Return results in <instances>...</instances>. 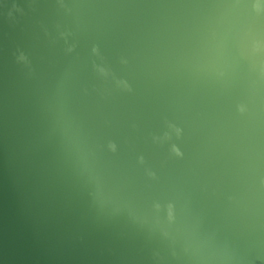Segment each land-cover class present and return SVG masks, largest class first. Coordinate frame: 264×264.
Here are the masks:
<instances>
[{"label": "water", "instance_id": "obj_1", "mask_svg": "<svg viewBox=\"0 0 264 264\" xmlns=\"http://www.w3.org/2000/svg\"><path fill=\"white\" fill-rule=\"evenodd\" d=\"M261 67L264 0H0V264H264Z\"/></svg>", "mask_w": 264, "mask_h": 264}, {"label": "rangeland", "instance_id": "obj_2", "mask_svg": "<svg viewBox=\"0 0 264 264\" xmlns=\"http://www.w3.org/2000/svg\"><path fill=\"white\" fill-rule=\"evenodd\" d=\"M214 65H217V64L215 63ZM259 65L260 64H258L257 66L260 67ZM86 67L89 68L90 66H86ZM260 69L263 70V73H264V69L262 67ZM70 88H71V86L67 87L66 95L69 94ZM238 97H241V96L235 95V97H234L235 98V102L238 103V104H241L242 100H240V98H238ZM73 100L74 99L70 98V96H69V98H64L63 100H61V102H62V105H64L65 103L71 104V103H73ZM78 104H80L79 101H78ZM79 135H81V134L79 133ZM84 135H86V136H96V134H88V133H84ZM191 136L192 135H189L188 138L184 139V153H183L184 156H187L189 154L193 155V153H195V147L197 145V138H196V135H194L193 139H191L190 138ZM96 137L98 138V141H100V142H98L99 145H101V146H105L106 145V146H109V147L111 146L112 147V149H113V157H114V159H115V161L117 162V165H118L117 169L115 168L116 171L123 172L124 170H126L125 169V165H127L129 162H131V163L140 162L139 161L140 158H137V155L133 154L132 151H131L132 152L131 153L129 150L124 148V143H123L122 140H119L116 137L115 138L105 137L101 133H98V135ZM179 175H182V174H179ZM68 178H69V180L67 179L66 181L69 184H72L74 186H76L78 184L83 190H87V187H85V185L83 183H81L79 180H77L76 178H72L70 176H68ZM150 198H152V197H150ZM162 198H164V196H161L160 193H158L157 196H155L156 201H159ZM193 199H195V196L193 197Z\"/></svg>", "mask_w": 264, "mask_h": 264}]
</instances>
